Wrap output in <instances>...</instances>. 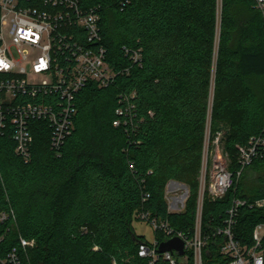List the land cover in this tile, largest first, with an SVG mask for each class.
Wrapping results in <instances>:
<instances>
[{
	"label": "trees",
	"instance_id": "1",
	"mask_svg": "<svg viewBox=\"0 0 264 264\" xmlns=\"http://www.w3.org/2000/svg\"><path fill=\"white\" fill-rule=\"evenodd\" d=\"M80 2L99 8L116 77L108 87L90 83L77 94L74 128L58 152L44 121L31 122L29 161L16 152L11 125L0 133V211L13 209L16 216L0 225V264L21 237L35 240L22 250L23 264H143L137 249L146 239L132 226L139 211L193 231L209 113L231 171L239 169L236 145L264 131V18L254 0H221V9L219 0ZM57 98L41 91L14 103ZM128 107L130 113L117 115ZM260 167L264 160L246 168L222 199L206 196L205 234L223 223L235 196L264 198V179L255 194L242 182ZM172 180L190 191L180 213L168 208ZM260 223L264 207H241L236 238L252 246ZM218 245L212 241L204 250V264L230 261ZM177 264H194L193 256Z\"/></svg>",
	"mask_w": 264,
	"mask_h": 264
},
{
	"label": "built area",
	"instance_id": "2",
	"mask_svg": "<svg viewBox=\"0 0 264 264\" xmlns=\"http://www.w3.org/2000/svg\"><path fill=\"white\" fill-rule=\"evenodd\" d=\"M255 7L264 18V0H254ZM81 31L84 32L81 33ZM107 50L101 34V15L98 7H85L80 0H0V133L11 125L16 152L29 161L34 141L31 122L44 121L51 129L50 147L56 152L63 146L74 128L77 112V94L88 84L108 87L116 77L115 69L106 58ZM140 53H135L137 60ZM26 64L34 75L49 76L43 82L28 79ZM53 93L54 103H14L19 96H37L39 92ZM118 108V116L130 113ZM209 118L207 128L209 125ZM120 120L114 121L118 126ZM207 131V130H206ZM222 135V132H217ZM239 169H229L228 154L219 153L212 162L210 176L206 164L201 168L193 231L185 232L172 226L169 221L139 211L136 219L148 223L155 231L153 241L138 244L137 254L143 264H177L185 262L190 255L194 264H204L203 254L212 241L219 245V252L230 258L227 264H264V223L258 224L253 233L254 244L243 245L235 236L239 210L243 206L263 208L264 198L249 201L235 196L223 223L212 233L203 231V208L205 198L222 199L242 177L246 168L256 161L264 160V131L252 135L244 144H237ZM183 185L166 187V199L170 212H183L189 198V188L184 195L178 194ZM145 195L144 200L148 199ZM179 203L183 208L179 209ZM13 209L0 211V225L15 220ZM161 234V236H158ZM184 242L185 254L174 251L160 252V245L170 238ZM3 237H0V241ZM35 245V240L20 238V247L14 248L2 264H23L25 252ZM21 251H20V250Z\"/></svg>",
	"mask_w": 264,
	"mask_h": 264
},
{
	"label": "rangeland",
	"instance_id": "3",
	"mask_svg": "<svg viewBox=\"0 0 264 264\" xmlns=\"http://www.w3.org/2000/svg\"><path fill=\"white\" fill-rule=\"evenodd\" d=\"M219 8L221 9V0H219ZM220 12L221 10H219V13ZM218 49H219V34L215 41L216 53ZM26 68L28 71V79L33 83L43 82L44 80L50 78L49 76H44V75H34L30 70V66L27 64H26ZM253 84L255 85L256 88H258L259 86L258 81H253ZM213 95H214V81L211 89V103L213 100ZM211 131L212 128H211V115H210L209 125L206 131V140H205V147H204L203 161H202L205 167L206 164L208 165L207 167L208 176H210V173L212 171V162L215 161L217 158H219V153L221 154L225 153L227 155V152L224 150L223 134L218 135L216 133L212 135ZM228 160H229V155H228ZM260 179H264V167H260L259 169H254L249 171L242 181L245 191L248 192L249 194L257 193L258 188L261 186ZM181 184H183V188L178 190V194L184 195L186 189H188V186L184 183ZM182 208H183V204L179 203V209ZM132 226L137 236L145 237L147 241L154 240L155 231L148 223L140 221L138 219H134Z\"/></svg>",
	"mask_w": 264,
	"mask_h": 264
},
{
	"label": "water",
	"instance_id": "4",
	"mask_svg": "<svg viewBox=\"0 0 264 264\" xmlns=\"http://www.w3.org/2000/svg\"><path fill=\"white\" fill-rule=\"evenodd\" d=\"M159 251L161 253L165 251H174L176 255L183 256L185 254L184 242L177 237L167 239L160 245Z\"/></svg>",
	"mask_w": 264,
	"mask_h": 264
},
{
	"label": "crops",
	"instance_id": "5",
	"mask_svg": "<svg viewBox=\"0 0 264 264\" xmlns=\"http://www.w3.org/2000/svg\"><path fill=\"white\" fill-rule=\"evenodd\" d=\"M170 184H171V186L172 187H175V185H177V184H181L180 182H177V181H174V180H172V181H170ZM181 185H183V184H181ZM185 186V185H184Z\"/></svg>",
	"mask_w": 264,
	"mask_h": 264
}]
</instances>
